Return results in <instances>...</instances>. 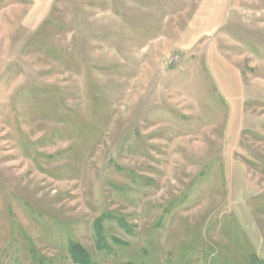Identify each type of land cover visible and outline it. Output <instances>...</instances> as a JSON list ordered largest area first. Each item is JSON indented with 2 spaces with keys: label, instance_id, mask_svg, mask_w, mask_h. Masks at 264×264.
<instances>
[{
  "label": "rangeland",
  "instance_id": "1",
  "mask_svg": "<svg viewBox=\"0 0 264 264\" xmlns=\"http://www.w3.org/2000/svg\"><path fill=\"white\" fill-rule=\"evenodd\" d=\"M71 241L264 264V0H0V264Z\"/></svg>",
  "mask_w": 264,
  "mask_h": 264
},
{
  "label": "trees",
  "instance_id": "2",
  "mask_svg": "<svg viewBox=\"0 0 264 264\" xmlns=\"http://www.w3.org/2000/svg\"><path fill=\"white\" fill-rule=\"evenodd\" d=\"M95 230L98 238L101 239L100 219H98V221L95 223ZM68 250L73 262L78 264H90L91 258L89 252L79 243L71 241L68 244Z\"/></svg>",
  "mask_w": 264,
  "mask_h": 264
}]
</instances>
